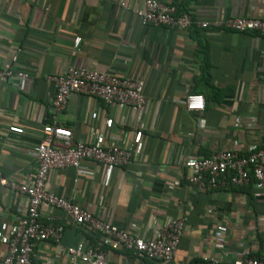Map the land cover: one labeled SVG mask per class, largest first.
Instances as JSON below:
<instances>
[{"label": "crops", "instance_id": "obj_1", "mask_svg": "<svg viewBox=\"0 0 264 264\" xmlns=\"http://www.w3.org/2000/svg\"><path fill=\"white\" fill-rule=\"evenodd\" d=\"M193 25L174 29L142 25L134 10L143 0H0V172L23 184L37 168L35 153L44 125L55 122L73 141L104 144L141 140L128 165L107 169L83 161L79 170L53 171L47 191L74 198L82 208L121 230L146 238L152 218L185 216L176 254L152 262L105 246L109 264H206L244 252L264 261V191L247 185L215 189L191 185L184 163L230 150L240 155L264 145V37L255 32L202 29L195 23L244 17L264 19V0H161ZM124 4V6L122 5ZM80 42L74 46V38ZM140 80L145 109L137 120L127 107L73 93L64 110L53 106L54 84L69 67ZM18 74H26L21 89ZM199 91L202 111H188L185 98ZM10 126L23 130L12 133ZM26 207L24 196L0 186V236ZM40 219L61 228L58 241L36 245L32 264H74L66 247L88 249L100 236L69 222L55 208ZM227 227L224 249L214 247L217 224ZM6 245L0 238V258ZM225 253V254H224Z\"/></svg>", "mask_w": 264, "mask_h": 264}, {"label": "built area", "instance_id": "obj_2", "mask_svg": "<svg viewBox=\"0 0 264 264\" xmlns=\"http://www.w3.org/2000/svg\"><path fill=\"white\" fill-rule=\"evenodd\" d=\"M134 14L142 25L152 24L181 30L193 25L190 17L179 15L173 4H166L161 0H143L142 7L135 9ZM195 24L202 29L213 27L239 33L255 32L264 37V19L237 17ZM79 42V37L74 38L75 47ZM11 73L10 70H0V79L11 76ZM18 76L22 89L28 75ZM48 80L54 84L53 106L56 111L65 109L73 93L99 99L108 107H127L136 113L138 121L145 109L143 83L140 80L73 66L67 68L64 75L48 77ZM185 107L188 111H202L203 96L188 94ZM8 130L16 134L23 133L16 126H10ZM103 140L104 136L101 135L100 141L95 144L73 141L71 130L53 122L42 128L35 153L37 168L31 180L20 184L6 179L0 172V186L26 199V207L16 224L2 226L0 238L6 245V251L0 258V264H32L37 244L49 239L58 241L61 228L41 221L40 211L43 207L59 209L71 224L99 234L100 238L94 247L87 249L83 243H78L74 247L65 248L67 258L74 264H109L105 246L131 252L152 262L169 263L173 260L183 234L187 219L185 216L162 223L152 218L149 227L152 236L146 238L145 233L139 235L133 231L121 230L94 216L74 201L73 197L67 199L47 191L49 175L58 169L71 167L79 170L83 161H92L108 170L128 165L137 150L141 134L137 132L132 139H118L115 143L104 144ZM183 165L188 172L187 182L199 189L244 186L253 180L257 195L264 191V145L252 148L245 155L224 150L207 158H189ZM226 232L224 224L216 225L215 248L224 249ZM206 264H264V261L244 252L240 259L232 262H226L223 258H210Z\"/></svg>", "mask_w": 264, "mask_h": 264}, {"label": "trees", "instance_id": "obj_3", "mask_svg": "<svg viewBox=\"0 0 264 264\" xmlns=\"http://www.w3.org/2000/svg\"><path fill=\"white\" fill-rule=\"evenodd\" d=\"M178 13V12H177ZM179 15H180V13H179ZM195 94H199V91H196V92H194Z\"/></svg>", "mask_w": 264, "mask_h": 264}]
</instances>
